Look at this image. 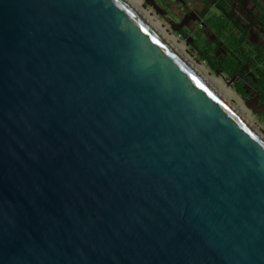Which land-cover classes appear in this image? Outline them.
I'll list each match as a JSON object with an SVG mask.
<instances>
[{"label": "water", "instance_id": "1", "mask_svg": "<svg viewBox=\"0 0 264 264\" xmlns=\"http://www.w3.org/2000/svg\"><path fill=\"white\" fill-rule=\"evenodd\" d=\"M0 264H264V140L127 0H0Z\"/></svg>", "mask_w": 264, "mask_h": 264}, {"label": "flooded vegetation", "instance_id": "2", "mask_svg": "<svg viewBox=\"0 0 264 264\" xmlns=\"http://www.w3.org/2000/svg\"><path fill=\"white\" fill-rule=\"evenodd\" d=\"M145 3L168 20L178 34H186L185 38L194 36L210 45L216 56H237L250 51L257 55L264 50V0H145ZM257 95L258 91L248 90L247 97ZM262 103L261 96L259 105Z\"/></svg>", "mask_w": 264, "mask_h": 264}, {"label": "trees", "instance_id": "3", "mask_svg": "<svg viewBox=\"0 0 264 264\" xmlns=\"http://www.w3.org/2000/svg\"><path fill=\"white\" fill-rule=\"evenodd\" d=\"M182 34V37L186 34ZM200 61L205 62L211 72H223L229 79L236 77L233 88L242 97H247L246 83L253 84L260 93L264 92V69L259 66L263 61L262 53L254 55L253 52L239 54L237 56H216L214 50L208 44H199V39H193V43Z\"/></svg>", "mask_w": 264, "mask_h": 264}, {"label": "bare ground", "instance_id": "4", "mask_svg": "<svg viewBox=\"0 0 264 264\" xmlns=\"http://www.w3.org/2000/svg\"><path fill=\"white\" fill-rule=\"evenodd\" d=\"M130 5L161 35L164 39L200 76H202L240 115V117L264 140V132L258 126L237 94L218 77L212 76L205 66L191 58L184 44L180 43L174 35L170 34L164 25L153 16L152 12L144 7L143 0H127Z\"/></svg>", "mask_w": 264, "mask_h": 264}, {"label": "rangeland", "instance_id": "5", "mask_svg": "<svg viewBox=\"0 0 264 264\" xmlns=\"http://www.w3.org/2000/svg\"><path fill=\"white\" fill-rule=\"evenodd\" d=\"M143 4H144V7H145L146 9L150 10V11L152 12L153 16H154L155 18H157V19H158V20L164 25V27L167 28V30H168V32H169L170 34L174 35V37L177 38L178 41H179L180 43L184 44V46H185V48H186V52H187V54H188L191 58H193L194 60H196L197 62H199V63L202 64L203 66H205L206 69L209 71V73H210L212 76L218 77L219 79L223 80V82H225V83L227 84V81H226V80L229 79L227 76H226L225 78H223L220 74H217V73H213V72H211L210 69L207 67L206 63L200 61V59H199V57H198V53L196 52L194 46L191 45L193 41L191 42L190 39H192L194 36H189V37H187V38L182 37L181 35H179L176 31H174V30L172 29V27L170 26L169 21L166 20L165 18H163V16L160 15V14H159V13H158V12H157V11L151 6V5H147V4L145 3V0H143ZM193 39H194V38H193ZM188 40H189V43H188ZM199 44H203V43L201 42V40L199 41ZM229 87H230V88H231V89L237 94V96L241 99L243 105H244L246 108H248L247 105H246V103H245V101H244V99H243V97H242L239 93H237V91L233 88V85H230ZM248 109H249V108H248ZM249 111H250L251 115L254 117V119L256 120L258 126H260V128H261L262 131L264 132V117L261 116V115H259V114H257V113H255V112H253V111H251L250 109H249Z\"/></svg>", "mask_w": 264, "mask_h": 264}, {"label": "crops", "instance_id": "6", "mask_svg": "<svg viewBox=\"0 0 264 264\" xmlns=\"http://www.w3.org/2000/svg\"><path fill=\"white\" fill-rule=\"evenodd\" d=\"M262 40L264 41V36L262 37ZM262 47L264 48V43H263V45H262ZM262 54H263V56H264V50H263V52H262ZM259 66L260 67H262L263 69H264V59H263V61L259 64ZM246 86H247V88H248V90H256V88H255V86L253 85V84H250V83H246ZM257 91V90H256ZM259 94H261V96L263 97V100H264V92L263 93H260L259 92ZM262 104H264V103H262ZM263 116H264V114H263Z\"/></svg>", "mask_w": 264, "mask_h": 264}]
</instances>
